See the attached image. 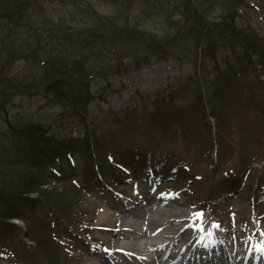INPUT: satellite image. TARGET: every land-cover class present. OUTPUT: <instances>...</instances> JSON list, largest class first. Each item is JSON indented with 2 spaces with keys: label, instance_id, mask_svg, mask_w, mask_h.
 <instances>
[{
  "label": "trees",
  "instance_id": "obj_1",
  "mask_svg": "<svg viewBox=\"0 0 264 264\" xmlns=\"http://www.w3.org/2000/svg\"><path fill=\"white\" fill-rule=\"evenodd\" d=\"M30 1L19 0L17 10L0 14V19L13 20V34ZM218 1L223 7L219 16L213 18L211 13L215 8L210 1L205 4L200 0H184L181 8L186 27L164 36L126 23L117 25L100 19L91 27L71 28L61 22L44 29L36 26L28 30L26 37L13 36V51L27 52L33 71L23 76L16 73L5 77V84L0 85L1 104L8 103L12 94L30 96L43 88L50 104L67 110L85 130L80 139L51 133L28 116L16 114L13 121H8V139L12 146L0 148V162L13 167V176L10 173L11 178H8L6 172L0 171V240L17 263L68 264L67 253L56 240L54 222L65 229L78 228L82 222L76 223L74 217L79 214V206L75 207V202L67 196L58 197L49 192L45 188L49 179L39 172L52 169L56 160L72 157L76 152L81 154L78 149L81 145L87 153L82 154L85 161L105 176L115 175L111 184H115L124 170L108 164L105 161L108 154L106 157L105 154L122 147L125 155L128 154L127 162H133L124 166L127 170L136 167L147 171L152 166L170 164L179 174L184 172L185 185L201 198L215 195L218 179L228 171L251 172L256 181L255 190L264 186L263 166H254L264 160L262 103L258 102L256 94L261 89L263 95L259 97L263 100L264 39L252 28L236 23L234 11L239 0ZM9 37L12 39L11 33ZM4 51H8L7 48L0 51V55ZM220 52L229 56L220 59ZM118 53L124 54L125 60L120 57L118 62H107L98 68L81 62L89 57L104 58L106 54ZM138 53H144L142 59L132 60ZM55 58L64 71L55 69L52 62ZM169 58L189 61L195 68L193 74L167 84L154 95L142 97L138 106L136 100L123 116L114 119L118 130L112 133L111 143L103 141L95 128L88 131L87 105L96 97L88 89L86 75L105 78L135 70L132 64ZM74 62L77 68L72 70ZM55 71L63 76L53 78ZM243 110L254 115L243 117ZM254 116L258 119L250 124ZM187 128L193 129L190 138L174 137L182 139V148L166 144L170 133ZM155 141L165 143L156 146ZM214 146L217 149L215 160L211 156ZM205 159L210 160L211 166L214 163L211 169L201 162ZM13 218L24 222L23 232L10 222ZM15 232L23 233L35 250L23 245L19 253V245L14 243ZM36 252L45 262L36 261L33 256Z\"/></svg>",
  "mask_w": 264,
  "mask_h": 264
},
{
  "label": "rangeland",
  "instance_id": "obj_2",
  "mask_svg": "<svg viewBox=\"0 0 264 264\" xmlns=\"http://www.w3.org/2000/svg\"><path fill=\"white\" fill-rule=\"evenodd\" d=\"M11 1L12 0H2L1 2L9 4ZM183 1L184 0H31L28 3L29 8L26 10L25 14H21V19L18 20V26L15 28L14 34L13 25L11 24L13 20L0 19V37H4L3 40L7 43L6 48L8 50L4 51L0 56V68L3 67L0 73V84H5V76H13V74L16 73L20 76L29 74L31 70L30 66H33L32 62L26 58L28 55L27 52L13 51V46H11L13 45V36L17 38L26 37L28 30H33L36 26L42 29H44V27L48 28L50 23L53 22H63L71 28L91 27L95 26L96 20L99 19L117 25H124L126 23L129 26H135L139 29L153 32L159 36H164L177 33V30L182 31L181 29L186 27V20L183 18L181 8ZM200 1H203L205 4H208L210 1L213 8H215L211 13V17L215 18L219 16L220 9H222L223 6L222 4L220 5L218 0ZM3 3H0V5H4ZM235 3L237 4V1H235ZM234 14L236 23L239 26L252 28L253 32H256L259 37H263L264 39V0H239ZM178 20L181 21L178 22ZM10 33L12 39L9 37ZM143 54L144 53L135 54L131 59L135 60L136 57L142 59L141 57ZM123 56L125 55L120 53L106 54L104 58L89 57L86 62H81L89 67L98 68L107 62L116 63L120 60V57L125 60ZM227 56L229 55L224 52L219 53L220 59H225ZM49 60L51 61V58H49ZM52 62L56 70L57 68H60L61 72L65 70L60 61H58V58L53 59ZM58 63L61 65L59 66ZM163 64L166 66H162ZM79 65L78 62V67ZM72 66V70L73 68L76 69V62H74ZM131 67L135 70L111 74L105 78L100 75L89 77L86 75L88 89L90 93L96 97L87 107L88 121L90 122L88 131L90 132V128L92 127L95 128L97 135L105 142L111 143L112 133L118 130V125L114 123V119L123 116L127 109L135 105L136 100L139 101L142 97L145 98L148 95H154L167 84L176 83L178 80L193 74L195 70L194 65L189 61L174 58L147 64L140 62L132 64ZM207 67H210V64H208ZM60 76L63 75L56 74V71L53 73V78ZM256 94L258 102L262 103L263 115L260 113L259 116L262 115L260 119L264 127V98L262 100L259 97V94L263 95V92L259 89ZM99 97H104L106 101L99 100ZM8 100L9 102L4 105L0 102L1 150L12 146L9 144L8 139V121H13V117L16 114L28 116L34 121L41 123V125L49 129L51 133L58 136L68 137L71 135L81 139L85 135L84 127L79 125L76 117L59 105L50 104L48 98L44 94L43 88H39L30 96L18 93L12 94L8 97ZM138 105H140V101L137 102V106ZM243 111H245L241 112L243 117L249 118L254 115L246 113V110ZM256 119L258 118L255 116L252 117L250 124ZM181 129L169 134L170 140H165L167 145L178 149L183 147L181 144L182 139L177 140L174 139V137L190 138L193 129ZM156 141L154 143L156 146H161L165 143L163 141ZM78 149L81 154L76 152L77 154L75 153L72 158L67 157L54 164L55 170L61 172L62 178L55 177L53 171L49 169L41 170L39 173H42L49 179L47 181L48 184L45 185V188L49 192H52V194L58 197L67 196V198L69 197V199L71 198L75 202V207L79 206V214L74 217V221L76 223L83 222L86 224V235L79 233L75 227H73V230L62 228L60 224H56V221L54 222V227L57 237L56 240H60L64 244L63 249L65 254L69 253L71 257L80 264H99L98 258L100 253L107 252L115 247L114 243L111 241V235L114 233L110 234L106 228L111 220L104 223L105 226L103 227L97 226L98 212L106 202L104 199L108 194L124 197L131 195V193L135 191L139 192L140 189L142 190L145 187L151 195L157 197L170 195L177 200L174 203L169 202V204L171 203L178 206L177 203H180L181 205L183 204L182 207L190 209L195 213H200L198 209H201V214L206 215L207 218V214H209L211 218H220L221 222L218 223V227H226L228 223L229 226H235L240 229L242 232L241 235L243 236L254 232L256 230V225L261 226L264 224V195L260 196L255 206L256 201L253 202L250 196V186L253 181L252 177L250 178L249 175L239 179L238 183L233 185L234 191L228 194L225 193V195L221 197L224 189L220 188L219 190L222 192L219 197L221 198L216 199L215 202L211 201L207 205H203L197 204L200 202H195L193 197H189L188 192L185 191L184 185L187 182H184V172L178 174L179 172L170 171V168L167 169V166H169L167 164H165L164 168L154 169L149 172H143L141 169L133 167L129 171H126L129 175L128 177L125 174L122 175L119 173V176H117L118 179L115 180V182H117L116 187L109 189L107 187L112 185L111 181H113L115 175L109 174L105 176L100 173L101 170L92 167L91 163L88 160L85 161L84 156H82V154H87L84 152V146L81 145ZM107 154L108 156L106 157ZM127 155L128 154L125 155V151L122 147H116L114 151L106 153V158H104L111 166H117V164L127 166L131 163L127 162ZM201 162H205L209 169L214 166V163L211 166L210 160L205 159L201 160ZM131 164H133V162ZM4 165L0 162V167H2L0 171L2 172L3 170L6 172V177L11 178L9 174L11 173L13 176V167ZM259 165L262 166L263 163L260 162ZM262 170L264 171V168H262ZM114 173L118 174L117 171ZM227 175L228 174L224 175V177L221 176V181L219 183H223L225 186L229 185L230 182L236 180L238 176L236 172L232 176ZM99 176H101V178H99ZM125 176L127 179H125ZM216 190H218V187ZM216 190L214 193H216ZM189 195H191V193H189ZM138 199L137 203L142 205L144 203L143 198L138 196ZM200 206H202V208ZM114 212L116 214L117 210L114 209ZM10 222L20 227L22 232L24 231L25 226L22 220L13 218ZM15 235H17L16 232ZM3 240L7 241V239ZM127 241L131 240L124 237L121 239L122 243H126ZM156 241H158V239ZM2 242L3 241L0 240V244L5 246L6 244ZM11 242H13V240ZM135 242H138V240ZM14 243L19 245L17 246L19 253L23 251V249H21L23 245L26 249L35 250L31 248L32 242L24 237L23 233L17 235L14 239ZM148 252L150 253V251ZM33 256H35L36 261L39 263L42 261L45 262L43 256L39 255L37 252L33 254ZM0 264L14 263L10 261L6 254L0 251Z\"/></svg>",
  "mask_w": 264,
  "mask_h": 264
},
{
  "label": "bare ground",
  "instance_id": "obj_3",
  "mask_svg": "<svg viewBox=\"0 0 264 264\" xmlns=\"http://www.w3.org/2000/svg\"><path fill=\"white\" fill-rule=\"evenodd\" d=\"M234 183L237 181L230 182V184ZM142 192L144 193L142 197H144V201L146 200V207L144 205L137 206L138 208L133 210H130V205L136 204L134 199L136 192L133 193L132 198L126 199L112 194L107 195L106 202L97 215V226L103 227L104 223L111 220L106 227L110 234L114 233L119 239L125 233H130L133 236H130L131 241H127L125 244L120 245L117 240L114 252H101L99 255L101 264H117L114 253L121 257L131 252H134L131 254L134 260H138L141 264H156L159 260L165 264H199L194 257L200 255L199 248L203 247L194 245V242L204 236L207 240L214 238L217 241V238H220L215 243L218 255L225 256L227 252H230L232 257L225 264H243L244 259L248 260L250 255L254 254L264 258L262 251L255 246L246 250L249 241L241 235V230L235 226H229L227 223L226 227H221L218 230V236L215 237L216 229L213 228L211 220L206 215H202L198 219L197 214L182 207L183 204L177 203L179 207L169 204V202L177 201L170 195L156 198L147 194L145 187ZM114 209L117 210L116 214ZM198 226L199 228H197ZM259 226L256 225V230L247 236L255 237L261 241V244H264V224ZM157 239L159 242L156 241ZM137 240L138 242H135ZM148 251H153V256H149Z\"/></svg>",
  "mask_w": 264,
  "mask_h": 264
},
{
  "label": "water",
  "instance_id": "obj_4",
  "mask_svg": "<svg viewBox=\"0 0 264 264\" xmlns=\"http://www.w3.org/2000/svg\"><path fill=\"white\" fill-rule=\"evenodd\" d=\"M17 5H18L17 0H13L12 5H10V6L0 5V11H5V10L12 11L17 7Z\"/></svg>",
  "mask_w": 264,
  "mask_h": 264
},
{
  "label": "snow or ice",
  "instance_id": "obj_5",
  "mask_svg": "<svg viewBox=\"0 0 264 264\" xmlns=\"http://www.w3.org/2000/svg\"><path fill=\"white\" fill-rule=\"evenodd\" d=\"M201 217H202V214H197V218H198V219L201 218ZM217 227H218V226H217ZM260 250H261L262 252H264V246H261Z\"/></svg>",
  "mask_w": 264,
  "mask_h": 264
},
{
  "label": "flooded vegetation",
  "instance_id": "obj_6",
  "mask_svg": "<svg viewBox=\"0 0 264 264\" xmlns=\"http://www.w3.org/2000/svg\"><path fill=\"white\" fill-rule=\"evenodd\" d=\"M1 1L2 0H0V3H1ZM1 44V43H0ZM4 44V43H3ZM2 45V44H1ZM4 47L6 48V46H5V44H4V46H3V48L1 49V51H3V49H4ZM1 56V55H0ZM3 68V67H2ZM0 73H1V71H0Z\"/></svg>",
  "mask_w": 264,
  "mask_h": 264
}]
</instances>
